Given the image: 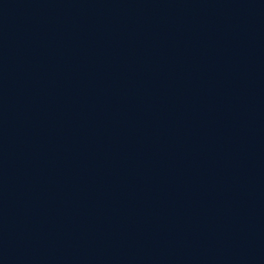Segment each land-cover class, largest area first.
I'll use <instances>...</instances> for the list:
<instances>
[{
    "label": "water",
    "instance_id": "obj_1",
    "mask_svg": "<svg viewBox=\"0 0 264 264\" xmlns=\"http://www.w3.org/2000/svg\"><path fill=\"white\" fill-rule=\"evenodd\" d=\"M0 264H264V0H0Z\"/></svg>",
    "mask_w": 264,
    "mask_h": 264
}]
</instances>
